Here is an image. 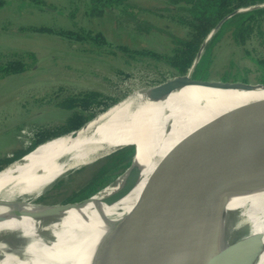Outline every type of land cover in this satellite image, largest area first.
Segmentation results:
<instances>
[{"label":"bare ground","instance_id":"bare-ground-1","mask_svg":"<svg viewBox=\"0 0 264 264\" xmlns=\"http://www.w3.org/2000/svg\"><path fill=\"white\" fill-rule=\"evenodd\" d=\"M263 99L264 93L187 83L175 84L155 97L147 96L145 88L137 89L76 136L68 134L39 145L0 171V264L19 260L18 264H50L49 257L66 250L72 241L81 242L86 250L105 240L143 200L172 156L198 131ZM134 145L133 176V170H127L107 188L73 207L33 203L67 172ZM124 186L129 189L127 194L109 204L104 202ZM207 233L202 244L208 251L206 262L252 237L255 242L240 252L243 264H264V178L234 181ZM79 250L72 252V257ZM187 257L181 256L179 262H187ZM92 262L102 264L101 255Z\"/></svg>","mask_w":264,"mask_h":264},{"label":"water","instance_id":"water-1","mask_svg":"<svg viewBox=\"0 0 264 264\" xmlns=\"http://www.w3.org/2000/svg\"><path fill=\"white\" fill-rule=\"evenodd\" d=\"M262 6L264 2L239 7L223 16L200 44L186 72L146 87L147 96L155 97L180 83L263 94V83L202 79L192 75L203 47L225 20L238 12ZM121 100L66 132L38 143L0 171L43 143L68 134L76 136L80 130L87 128L90 121ZM135 153L136 148L132 147L130 152L111 162L64 199L34 202L36 198L33 203L62 208L81 204L114 183L127 170H133ZM135 173L136 169L130 176ZM260 178H264V99L236 109L198 131L172 156L143 200L105 240L93 243L86 250L82 249L81 242L76 244L72 241L66 250L49 257L48 263L93 264L94 257L99 254L102 264H243L244 258L240 252L255 242L252 237L230 246L215 260L207 262L208 251L202 244L222 209L231 184ZM128 190L127 186L116 189L104 202H114L127 194ZM76 250H79V254L72 257V252ZM184 255H188V261L180 263V257ZM5 263L11 264L10 261Z\"/></svg>","mask_w":264,"mask_h":264},{"label":"rangeland","instance_id":"rangeland-1","mask_svg":"<svg viewBox=\"0 0 264 264\" xmlns=\"http://www.w3.org/2000/svg\"><path fill=\"white\" fill-rule=\"evenodd\" d=\"M44 1L45 9L30 5L28 0H8L0 7V48L6 52L27 50L35 54V61L28 70L0 79V158L25 149L35 138L37 128L61 124L67 112L57 102L66 95L94 90L117 98L115 103L126 96L122 99L124 101L134 90L177 75L164 59L145 56L127 63V58L121 55L117 47L127 45L159 53L168 52L171 43L168 34L181 35L184 32L168 18L137 10L135 13L139 20L147 19L164 31L143 34L137 33L126 23L118 26L109 12L101 18L86 17L82 0ZM131 1L142 8L162 7L161 0ZM29 25L75 30L83 27L102 32L111 45L106 46L100 54L97 51H82L76 43L54 33L21 32L17 29L18 26ZM260 41L255 37L246 43L245 48L254 55L261 49L258 46ZM109 49L118 52L117 55L110 54ZM261 73L250 56L233 43L227 31L213 45L207 67L208 79L219 80L222 76H228L231 80L242 81V77L246 79L245 82L256 83ZM106 157L58 178L40 195L44 198L43 202L68 197L91 177ZM59 181L62 184L55 188Z\"/></svg>","mask_w":264,"mask_h":264},{"label":"trees","instance_id":"trees-1","mask_svg":"<svg viewBox=\"0 0 264 264\" xmlns=\"http://www.w3.org/2000/svg\"><path fill=\"white\" fill-rule=\"evenodd\" d=\"M8 0H0V7ZM29 4L36 6L39 9H45L46 2L44 0H28ZM84 15L88 18H101L109 12L116 24L126 23L132 26L137 33L148 34L151 32L163 33V29L153 24L149 20H139L136 17L137 10L147 13L164 16L177 26L184 29L183 34L169 33L170 48L168 52H156L152 49H136L127 45H118V50L122 56H125V61L140 60L145 56L153 59H164L165 62L175 70L176 74H183L191 64L195 54L197 53L200 44L209 33V31L217 24V22L226 14L236 8L246 7L249 5L263 3L264 0H161L162 7L142 8L136 6L131 0H82ZM115 9L116 12L113 10ZM74 11L71 12V16ZM264 6L250 9L244 12H238L227 20H225L219 29L212 35L209 41L206 42L204 52L195 65L193 77L208 79L207 67L209 64V56L213 45L226 31L233 43L243 49L245 54L250 56V59L260 68L261 76L258 79L259 83L264 84ZM21 32H37V33H54L73 43L77 44L78 49L82 51L96 52L100 54L106 46H110L109 42L102 32H94L83 27L75 29H53L49 26H18ZM260 39V50L256 54L245 48L246 43L253 38ZM99 50V51H98ZM256 51V49L254 50ZM112 55H117L115 50L109 49ZM120 55V56H121ZM35 61V54L32 51L22 52H6L0 48V79L23 73L30 68ZM242 81L246 79L240 77ZM220 80H231L228 76H222ZM237 80V79H232ZM117 98L104 95L94 90L79 91L73 95H66L60 99L59 104L67 115L61 124L51 128L39 127L35 130V138L30 144L22 150L14 151L10 156L0 158V169L20 157L38 143L43 142L51 137L77 126L83 121L91 118L97 112L110 106ZM129 146L118 149L114 153L108 155L104 162L91 174V177L96 176L103 171L107 165L115 160L122 158L130 152ZM89 178V179H90ZM62 184L59 181L55 188H59ZM43 197L37 201L43 202Z\"/></svg>","mask_w":264,"mask_h":264},{"label":"flooded vegetation","instance_id":"flooded-vegetation-1","mask_svg":"<svg viewBox=\"0 0 264 264\" xmlns=\"http://www.w3.org/2000/svg\"><path fill=\"white\" fill-rule=\"evenodd\" d=\"M45 8V7H44Z\"/></svg>","mask_w":264,"mask_h":264}]
</instances>
